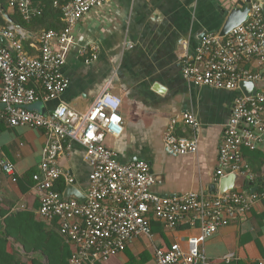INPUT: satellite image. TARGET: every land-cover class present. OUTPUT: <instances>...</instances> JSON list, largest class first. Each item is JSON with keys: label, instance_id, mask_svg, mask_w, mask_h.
Listing matches in <instances>:
<instances>
[{"label": "built area", "instance_id": "1", "mask_svg": "<svg viewBox=\"0 0 264 264\" xmlns=\"http://www.w3.org/2000/svg\"><path fill=\"white\" fill-rule=\"evenodd\" d=\"M111 1L71 0L63 4L60 8L64 26L41 32L37 55L24 48L22 39L26 34L22 29L11 26L0 30L13 44L11 51L0 42V121L10 127L43 129L48 135L41 169L33 176V188L40 202V218L47 222L59 219L61 231L72 248L71 264L105 262L124 251L137 237L152 239V219L169 228L187 224L199 229L198 234L187 238V246L176 241L167 250L157 249L158 264H215L203 245L222 226L246 215L254 201L264 198V180L253 192L238 188L205 197L189 190L163 196L153 191L155 175L147 161L123 164L117 160V150L105 143L125 131L120 95L105 88L84 112L72 110L65 103L45 113L28 108L41 100H55L64 92L69 80L62 67L75 44V27L91 10L105 7ZM240 1L235 8L248 6L247 19L227 35L206 33L194 56L187 55L181 60V70L183 77L197 87L236 92L220 145L216 174L220 180L240 173L252 181L255 174L250 171L243 148L264 147V0ZM8 3L26 21L42 14V9L34 8L31 0H8ZM85 51L83 48L82 53ZM97 58L98 54L93 52L86 61ZM252 60H256L257 69L240 67L242 62ZM241 81L256 83L255 93L244 94ZM180 121L192 127V136L177 133ZM200 129L196 114L186 111L173 115L162 135L165 152L174 157L197 153ZM74 141L86 147V160L91 166L84 202L76 198L64 200L54 189L61 178L67 184L74 182L72 172L60 163ZM1 168L8 176L15 173L14 165L7 160L1 161Z\"/></svg>", "mask_w": 264, "mask_h": 264}, {"label": "crops", "instance_id": "2", "mask_svg": "<svg viewBox=\"0 0 264 264\" xmlns=\"http://www.w3.org/2000/svg\"><path fill=\"white\" fill-rule=\"evenodd\" d=\"M239 2L112 0L105 7L91 10L75 27V44L62 67L69 80L67 88L59 98L49 102L41 100L28 108L50 112L65 103L72 110L84 112L95 97L108 88L122 98L125 131L120 137L105 142L117 150L119 162L147 161L155 175L153 191L163 196L189 190L203 193L205 197L220 195L219 186L216 190L209 187L213 183L219 185L216 172L220 145L236 92L197 87L188 82L182 74L181 60L187 55L194 56L206 33L220 32L229 12L239 6ZM14 11L10 7L7 14ZM23 31L26 34L23 44L32 37L31 47L27 50L37 55L41 32ZM83 48H86L84 54ZM93 52L98 58L87 62ZM190 60L194 61L193 58ZM240 67L255 70L257 63L256 60L242 62ZM186 111L196 114L201 122L198 152L170 156L164 150L163 132L173 115ZM176 129L179 135H193L192 127L183 121ZM48 142L43 129L10 127L0 121V162L7 160L15 167L13 176L1 169L0 205L35 210L40 219V202L32 176L41 169L43 151ZM68 148L60 163L72 172L73 184L86 194L91 173L86 147L74 141ZM261 179L264 177L258 173L249 181L252 185L241 189L250 191V187H258ZM153 220L152 239L137 237L124 251L98 264H158L157 249L167 250L176 241L187 246V238L199 233L198 228L187 224L169 228L158 220L153 224ZM14 245L24 252L19 244ZM203 250L215 264H264V198L256 200L246 215L222 226L206 240ZM38 255L30 254L27 258Z\"/></svg>", "mask_w": 264, "mask_h": 264}, {"label": "trees", "instance_id": "3", "mask_svg": "<svg viewBox=\"0 0 264 264\" xmlns=\"http://www.w3.org/2000/svg\"><path fill=\"white\" fill-rule=\"evenodd\" d=\"M69 1L71 0H31L34 8L42 9V14L30 21H26L17 9L8 15L22 30L36 31L33 33L49 29L59 30L64 26L60 6ZM1 6L8 12V0H0V30L8 29L11 23L3 15ZM31 40L32 37H29L24 42L26 50L31 47ZM243 153L250 165V171L264 177V148H243ZM66 186V181L61 178L56 182L54 189L62 194ZM0 221V264H71L72 248L61 231L58 218L51 223L38 219L35 210H18L12 206L7 208L0 205ZM49 223L53 226H49ZM14 244H19L24 252L16 249ZM34 253H39L38 257L27 258Z\"/></svg>", "mask_w": 264, "mask_h": 264}, {"label": "water", "instance_id": "4", "mask_svg": "<svg viewBox=\"0 0 264 264\" xmlns=\"http://www.w3.org/2000/svg\"><path fill=\"white\" fill-rule=\"evenodd\" d=\"M2 8V6H1ZM249 7L246 6L245 8H233L226 19V22L221 29L220 33L222 35H227L233 28L237 27L241 23H243L248 16ZM3 15L10 21L11 26L15 27L17 29H21V26H19L14 20L10 18V16L7 14V11L2 8ZM0 42L6 46L9 50L13 51V45L11 43V40L5 36L0 31ZM256 86V83L249 82V81H241L240 87L244 94L251 95L252 93H255L256 90H254ZM45 113L46 111H41ZM0 172H1V162H0ZM262 179L260 180V183H262ZM251 183H249V180H246V177L240 173H232L227 176H224L220 179L219 185L216 183L211 184L209 189L216 190V186H219L220 194H223L228 191H232L238 188H243L244 186L248 188ZM257 190V186L250 187V191ZM0 197H1V191H0ZM60 198L64 200H69L70 198H76L81 202H84L86 199L85 194L79 190L74 184H67L66 189L64 192L60 195ZM1 225V221H0Z\"/></svg>", "mask_w": 264, "mask_h": 264}, {"label": "clouds", "instance_id": "5", "mask_svg": "<svg viewBox=\"0 0 264 264\" xmlns=\"http://www.w3.org/2000/svg\"><path fill=\"white\" fill-rule=\"evenodd\" d=\"M15 28V27H14ZM113 119H118L117 117H113ZM89 135H91V133H89ZM264 180V179H263Z\"/></svg>", "mask_w": 264, "mask_h": 264}, {"label": "bare ground", "instance_id": "6", "mask_svg": "<svg viewBox=\"0 0 264 264\" xmlns=\"http://www.w3.org/2000/svg\"><path fill=\"white\" fill-rule=\"evenodd\" d=\"M11 43H12V42H11ZM12 45H13V44H12ZM254 203H255V201H254ZM254 203H253V204H254Z\"/></svg>", "mask_w": 264, "mask_h": 264}, {"label": "snow or ice", "instance_id": "7", "mask_svg": "<svg viewBox=\"0 0 264 264\" xmlns=\"http://www.w3.org/2000/svg\"><path fill=\"white\" fill-rule=\"evenodd\" d=\"M118 118V117H117Z\"/></svg>", "mask_w": 264, "mask_h": 264}]
</instances>
